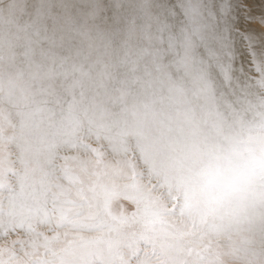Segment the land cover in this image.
<instances>
[{
	"label": "clouds",
	"instance_id": "obj_1",
	"mask_svg": "<svg viewBox=\"0 0 264 264\" xmlns=\"http://www.w3.org/2000/svg\"><path fill=\"white\" fill-rule=\"evenodd\" d=\"M36 7L37 0H0V108L15 119L4 131L24 147L51 131L48 117L59 122L73 113L81 135L102 117L114 131L124 129L132 154L146 148L169 172L171 194H161L175 224L195 226V242L172 233L129 264H264V47L249 50L245 65L234 46H221L210 24L215 0H138L135 28L152 50L138 56L148 79L137 77L130 87L108 71L119 50L115 57L99 48L95 56L73 51L62 42L63 17L33 16ZM90 7L93 21L108 10L105 0ZM85 23L87 31L100 26ZM161 34L178 55L165 59ZM252 147L251 183L226 203L209 205L198 187L209 158L245 161ZM186 186L191 212H182Z\"/></svg>",
	"mask_w": 264,
	"mask_h": 264
},
{
	"label": "bare ground",
	"instance_id": "obj_2",
	"mask_svg": "<svg viewBox=\"0 0 264 264\" xmlns=\"http://www.w3.org/2000/svg\"><path fill=\"white\" fill-rule=\"evenodd\" d=\"M255 1V7L250 9L253 0H215L216 7L213 9L214 18H210L213 34L218 43L221 46H225L228 51H231V48L234 46L240 53V59L245 65L249 62L246 60L244 46L252 51L257 47H264V34H261L258 30L257 23L252 19V17H255L256 12L258 14H264V0ZM91 2L92 0H37V7L33 9V16L40 13H53L62 16V22L64 24L62 42L65 46L72 48L73 51H79L82 54L92 52L95 56L97 54L96 49L99 48L101 53H111L115 57L117 50H119V62L117 66L108 71L111 72L116 79L124 80L128 86L136 87L137 85L133 84L132 81L137 77L141 80L148 79L144 74L138 56L145 48H149L148 42L143 39V35L135 28V25L139 23L136 18V4L138 0H105L108 10L106 14H101L100 21L89 19V14L92 12L90 7ZM86 21L88 24L96 23L100 26L92 31H87ZM89 37H91V39H89ZM161 40L163 43L158 45V47L167 53L165 59L178 55V47L174 41L165 38L163 34H161ZM151 50L152 49L149 48V51ZM125 52H127V54H125ZM4 59L3 53H0V62H3ZM8 59L9 61L14 59L11 53ZM0 112H4L5 118L9 119L12 116L14 117V113L10 109L6 111L0 108ZM48 119L53 122L51 131L41 133L35 144L26 145L22 148L25 149V147H30L31 149L29 151L33 152V155H36V152L41 150L44 157L41 161L38 160L39 164L37 163L38 165H36L38 167H36L39 170L50 171V168H52L51 163L53 162L55 163V168L53 169L56 172H54L55 175L53 174L50 180L48 178V180L35 181L39 187L41 186L39 194L28 191L26 182L21 181L22 184L20 185L19 192L15 194L12 199V204L15 206L18 213L17 217L20 220H23V216L31 213L33 209L39 210L46 202L48 198L45 199L46 191L44 192L43 189H45L44 184L48 181L54 182L53 179H55L54 187L57 191L59 189V192H62L60 189L65 186L71 190H79L80 188L76 187L78 184H82L81 189L85 190L84 185L89 181V178L84 175L79 176L78 174L80 172H88L96 165L100 167L106 165L107 161L110 160H105L106 156H108L105 152L108 151L107 146H109V151L111 150L123 154L126 158L130 159L128 160L129 163H131V158H139L142 164L147 168L146 172L143 174L144 177H161V179H158L163 187L172 186L173 178L169 172L162 165L157 164L146 148H140L135 155L129 151L124 139L126 133L123 128L114 131L108 122L101 117L97 118L94 122L92 131L87 135H81L78 131V119L73 113H66L59 122H56L54 117H48ZM4 128L5 127H3V130ZM88 138L94 142L93 147H87L85 145ZM259 150L264 151V145H260ZM255 151L256 148H249V152L253 155L250 156L248 160L240 162L232 158H224L223 162H221L219 156L209 158L208 163L201 169L198 177V187L201 193L205 195L209 205L226 203L235 194L245 190L247 185L251 183L254 175L253 160L255 158ZM38 152L37 155L40 154V152ZM89 153L90 157H87ZM33 155L31 154V157ZM39 157H41V155ZM39 157L37 159H39ZM22 164H20V167H22ZM65 168H68L69 171L61 172ZM49 171L47 173H49ZM29 172L31 173V170H29ZM107 176L111 177L110 183L112 185L114 182L115 184L123 181L129 182L130 186L126 187L124 184L121 189L119 186L120 191L115 195L117 200L121 203L123 209L121 214L123 217L127 215L125 211L126 207L131 208L138 206L142 210L140 212L137 211L136 215L145 216L146 220L151 223L156 222L155 228L159 229V232L168 233L167 235L175 233L182 237H192L193 242H195L194 236L187 232L182 225L175 224L172 220V216L171 218H162L160 216V214L163 216L170 214L171 210L169 211L161 207L159 200L154 197L152 189L151 191L141 189L140 184L142 179H140V173L135 174V171H133V173L129 175L128 173L120 172L118 169H111V171L107 173ZM27 177L29 179L31 175ZM27 177L25 176L24 178ZM93 179L99 187L96 186V188H93V192L101 193L102 189L100 182L102 178L93 176ZM31 180L33 182V179ZM31 180L26 181L30 183ZM41 192L45 194L42 196L40 195ZM189 192L190 190L186 186L184 204L190 203ZM75 198V195H68L69 200ZM91 198H93L92 195ZM105 198L106 197H104V202H107L108 200ZM91 200L92 199L89 197L88 201L85 202L87 203L86 205H88ZM156 209L158 211H156ZM131 210L134 211V209ZM192 210V206H186V209H182V212H191ZM110 213L118 215V213L113 211H110Z\"/></svg>",
	"mask_w": 264,
	"mask_h": 264
},
{
	"label": "rangeland",
	"instance_id": "obj_3",
	"mask_svg": "<svg viewBox=\"0 0 264 264\" xmlns=\"http://www.w3.org/2000/svg\"><path fill=\"white\" fill-rule=\"evenodd\" d=\"M255 5L256 1L253 0L250 9H253ZM252 19L257 23L261 34H264V14L256 12ZM244 47L246 60L249 62V49ZM260 49L257 47L253 51ZM3 113L0 112V264H15L21 258L30 259L32 264H129L130 260L140 258V249L151 246L156 240L163 242L168 236V233L159 232V229L155 228L156 222L151 223L146 220L145 216H137V211L142 210L138 206L126 207L127 215L122 216L123 209L115 195L119 193L124 184L126 187L130 186L129 182L123 181L117 184L114 182L112 185L111 177L107 176V173L111 169H118L129 175L133 171L135 174L140 173L141 189L149 191L152 189L153 195L159 200L161 207L169 211L168 203L161 192L167 189L170 195L172 186L163 187L158 179L161 177H144L143 174L147 168L139 158L133 157L129 163L130 159L123 154L109 151L107 145L108 151L105 152L108 156L105 160L110 159L107 164L103 167L96 165L88 172L78 174L89 178V181L84 185L85 190L81 189L82 184L76 186L82 193L78 189L71 190L66 186L60 189L62 192H59V189L57 191L54 187L55 179H53L54 182L48 181L44 184L45 189H43L46 194L44 192L40 194L46 195H44L45 199L48 198L46 202L39 210L33 209L31 213L23 216V220H20L17 217L16 208L12 204L13 196L19 192L22 182H26L28 191L39 194L41 186L39 187L35 181L48 180V178L50 180L56 172L53 169L55 163H51L50 171L39 170L37 168L38 160L41 161L44 154L38 150L40 154L37 155V151L36 155H33L34 153L29 151L30 147L24 149L19 146L16 138L3 130V127L8 126L10 131L15 119L13 116L9 119L5 118ZM85 145L93 147L94 142L88 138ZM40 155L41 157H39ZM38 157L39 159H37ZM87 157H90V153ZM20 164L23 168L20 167ZM48 171L49 173H47ZM68 171L69 169L65 168L61 172ZM30 175L31 178L28 179L27 176L30 177ZM25 176L27 178H24ZM93 176L102 178L101 193L93 192V188L98 187ZM26 180H31L32 183H27ZM70 194L75 195L76 198L69 200L68 195ZM89 197L92 200L86 205L85 202ZM104 197L108 200L107 202H104ZM171 199L172 207L175 208V197ZM186 206L191 207L192 205L191 203L184 204L182 209H186ZM110 211L116 212L118 215H113ZM156 211L158 210L156 209ZM170 214L165 216L160 214V216L171 218ZM182 226L193 235L194 225Z\"/></svg>",
	"mask_w": 264,
	"mask_h": 264
},
{
	"label": "snow or ice",
	"instance_id": "obj_4",
	"mask_svg": "<svg viewBox=\"0 0 264 264\" xmlns=\"http://www.w3.org/2000/svg\"><path fill=\"white\" fill-rule=\"evenodd\" d=\"M162 43H163V41H162Z\"/></svg>",
	"mask_w": 264,
	"mask_h": 264
}]
</instances>
